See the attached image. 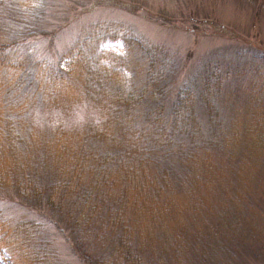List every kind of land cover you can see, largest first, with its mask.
<instances>
[{"label":"trees","instance_id":"obj_1","mask_svg":"<svg viewBox=\"0 0 264 264\" xmlns=\"http://www.w3.org/2000/svg\"><path fill=\"white\" fill-rule=\"evenodd\" d=\"M33 1L0 0V192L69 213L66 223L90 264L204 263L201 252L221 254L227 244L264 238V66L259 59L224 65L222 82L196 66L177 84L180 73L164 65L170 59L163 50L131 30L96 27L91 29V60L82 35L51 66L20 47L36 35L27 9ZM246 1L264 7V0ZM251 67V76L244 77ZM87 71L91 87L81 83ZM55 86L62 88L61 102L75 100L79 87L91 90L98 104L106 93L128 103L118 120L91 125L89 132L91 144L104 148L114 137L115 152H123L120 165L111 167L113 156L97 149L86 160L73 159L63 136L52 132L45 146L65 167L59 170L56 159L38 166L36 155L26 156L21 146L28 141L27 124L18 117ZM234 94L239 95L237 108L230 103ZM214 101L232 113L229 132L205 138L195 106L211 107ZM124 154L135 156L133 164L124 161ZM54 166L60 179L42 188V167ZM50 263H56L55 252L34 220L0 217V264Z\"/></svg>","mask_w":264,"mask_h":264},{"label":"rangeland","instance_id":"obj_2","mask_svg":"<svg viewBox=\"0 0 264 264\" xmlns=\"http://www.w3.org/2000/svg\"><path fill=\"white\" fill-rule=\"evenodd\" d=\"M27 9L33 14L29 26L36 35L26 39L20 47L31 57L51 66H56L82 35L85 36L84 49L91 60V29L96 27L131 30L149 45L163 50L170 59L164 65L180 73L177 84L196 66L202 67L201 71L218 75L216 80L220 82L224 65L231 63L229 66H233L243 59L249 62L259 59L264 66V7L252 6L246 0H34ZM12 13L19 15L15 10ZM120 49L118 52L121 55L123 52ZM216 59L217 65H213ZM110 62L120 68L117 59ZM241 71L245 70L242 68ZM251 71L252 67L246 68L244 77H248ZM88 73L85 72L81 83L91 87V75ZM228 86L233 88L230 84ZM228 86L226 90L229 91ZM58 88L55 86L53 93H50L49 87L50 96H42L18 117L23 124H27L28 141H23L21 146L26 156L36 155L34 159L38 166L46 164L49 159H56L59 170L62 165L65 167L63 159L52 158L50 155L53 152L45 146L44 138L48 137L47 132H52L56 136H63L62 140L70 148L67 156L73 159L86 160L91 149H97L98 153L113 156L111 167L120 165L123 152H115L118 148L112 143L115 142L114 137L112 142H105L104 148L96 138H92L93 143H99L91 144L89 132L93 125L101 126L103 122L109 126L112 118L118 120L119 116L116 115L119 112L124 114L125 109L126 112L129 110L128 103L122 99L117 102L112 93H106V97L101 98L104 102L98 104L91 100V90L82 91L79 87L75 88V100L73 93L70 98L73 101L63 98L61 102L59 96L62 88ZM239 88L240 85L236 94ZM234 96L230 103L237 108L239 95ZM203 103L195 106L200 121L198 124H201V130L198 129L199 125L196 130L203 131L205 138H209L210 134L221 136L229 132L228 121L232 113L227 111V107H220L215 101L211 107ZM232 105L228 106L232 108ZM120 127L125 129L121 124ZM29 137H34L35 141ZM60 146L57 144L58 151L61 150ZM134 158L124 154V161L131 164ZM57 168L42 167L43 171H47L38 175V184L42 188L58 181L54 178L60 179L61 172L54 170ZM68 214L65 212V215ZM65 215L58 209L39 205L30 197L9 198L0 192V217L34 220L55 252L56 263L52 264H90L91 261L82 259L83 249L71 235L72 228L66 223ZM194 251L198 252L197 249ZM203 255L204 263L193 259L189 264H264V238L257 235L251 242L223 246L221 254L205 251L200 253V258Z\"/></svg>","mask_w":264,"mask_h":264}]
</instances>
